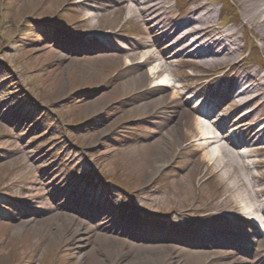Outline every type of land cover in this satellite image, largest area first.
I'll return each instance as SVG.
<instances>
[{
    "label": "rangeland",
    "instance_id": "374dc122",
    "mask_svg": "<svg viewBox=\"0 0 264 264\" xmlns=\"http://www.w3.org/2000/svg\"><path fill=\"white\" fill-rule=\"evenodd\" d=\"M174 1L159 4L163 23L186 31L191 13L211 8L209 29L235 31L234 59L204 67L186 53L173 56L146 17L128 16L120 0H0V264L251 260L247 248L223 243L232 236L222 228L229 215L230 230L243 224L220 209L223 184L179 128L181 110L204 100L215 102L222 128H260L264 49L235 0ZM248 71L258 79L256 97L224 98L225 80ZM158 80L169 87H155ZM174 91L180 104L160 103ZM245 138L248 161H213L264 200V152ZM98 175L107 183L91 181Z\"/></svg>",
    "mask_w": 264,
    "mask_h": 264
},
{
    "label": "bare ground",
    "instance_id": "6f19581e",
    "mask_svg": "<svg viewBox=\"0 0 264 264\" xmlns=\"http://www.w3.org/2000/svg\"><path fill=\"white\" fill-rule=\"evenodd\" d=\"M120 1L127 8L128 16L137 15L140 20L146 17L150 24L154 26L152 28L154 35L165 39V44L170 47V52L173 56L186 53L195 58L199 66L204 67L229 62L235 57V51L238 49V38L235 31L233 29L216 31L209 29V22L213 12L211 8L204 7L205 10H196L194 13H191L188 16V26L183 28L186 31H182L178 27L163 23L160 19L159 4L163 0H144L143 5H141V2L138 3V0ZM235 1L240 10L241 24L256 31L264 49V0ZM81 3L84 2L81 1ZM91 17V14L86 13L85 19H92ZM147 56L146 58H149ZM154 67H156V73L162 70L160 68L158 70L157 66ZM155 83L158 86L163 84V80ZM257 87L258 79L256 74L253 71H248L243 76L240 75L234 80L230 87L231 92L229 96L230 98L235 97L243 101H251L256 97ZM178 94L177 91H174L172 95L166 93L160 97L159 101L160 103H169L171 105H176L177 103L178 105L180 104V100L176 97ZM210 112L201 108L182 109L179 129L184 136L190 135L195 146L203 150V158L210 164L209 166H211V171L215 173L216 179L223 184L224 196L219 202L220 209L226 210L225 212L230 214L236 213L239 219L246 220V222L264 221V203L256 195V192V196H252L249 193L250 191L248 192L244 188V182L235 174H231L232 169L220 171L217 170V166L214 164L213 159L216 155H218L217 158L223 155L240 157L245 162L248 161V156L250 157L251 154L246 149L240 150L239 147H235L231 140L222 137L221 131L218 134L220 137L215 135L216 130H221L220 125L222 123L217 118L213 119L214 115L212 113L210 116ZM248 129L250 130L249 142L251 143V147L264 150V125L260 128L252 126ZM234 162L231 163L233 164ZM256 232H258V229L252 225L243 237ZM258 241L259 245L256 247H260L261 250L260 252L257 249L253 250L254 259L252 262L259 264V260L264 264V237ZM231 261L233 264H237L236 258L231 257Z\"/></svg>",
    "mask_w": 264,
    "mask_h": 264
}]
</instances>
